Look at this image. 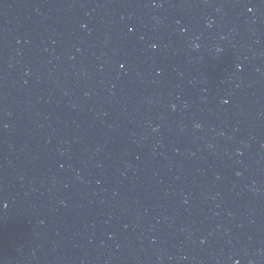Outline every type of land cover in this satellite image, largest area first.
Instances as JSON below:
<instances>
[{"label":"water","instance_id":"95a60500","mask_svg":"<svg viewBox=\"0 0 264 264\" xmlns=\"http://www.w3.org/2000/svg\"><path fill=\"white\" fill-rule=\"evenodd\" d=\"M0 264H264V0H0Z\"/></svg>","mask_w":264,"mask_h":264}]
</instances>
